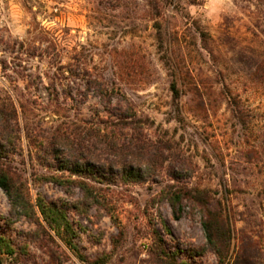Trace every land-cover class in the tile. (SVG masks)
I'll return each mask as SVG.
<instances>
[{
  "label": "rangeland",
  "instance_id": "1",
  "mask_svg": "<svg viewBox=\"0 0 264 264\" xmlns=\"http://www.w3.org/2000/svg\"><path fill=\"white\" fill-rule=\"evenodd\" d=\"M87 78L115 93L110 109L82 96ZM126 105L156 154L153 178L97 181L39 158L52 134L81 137ZM12 111L20 134L1 162L36 216L0 189V237L15 249L0 264H264V0H0V116ZM170 187L193 198L176 217ZM39 199L71 232L43 221ZM205 218L225 232L221 257Z\"/></svg>",
  "mask_w": 264,
  "mask_h": 264
},
{
  "label": "trees",
  "instance_id": "2",
  "mask_svg": "<svg viewBox=\"0 0 264 264\" xmlns=\"http://www.w3.org/2000/svg\"><path fill=\"white\" fill-rule=\"evenodd\" d=\"M85 86L82 96L86 97L88 92H91L107 110L114 105L115 93L98 79L87 78ZM119 104L116 103L117 106ZM119 110L116 121H101L100 125L91 119L88 120V128L84 130L81 137L73 139L64 133L52 134L49 139L47 138V146L41 147L44 155L39 158L48 160L47 166L51 165L50 161L56 159V170H67L74 175H82L97 181H107L109 177H114L115 171L121 173V180L124 183L143 182L153 178L156 175L154 162L156 154L151 145L142 139L140 121L135 118V113L129 105ZM15 117V111H12L10 115L3 112L0 116V189L6 194L11 211L19 212V215L25 217H35L34 207L27 195L23 193L22 185L16 183L14 174L1 162L2 156L7 155L5 145H12L15 148V140L19 138L17 135L20 134V128ZM58 155L63 157L58 159ZM169 176L174 180L180 178L176 172H172ZM47 179L64 185V182L57 177L52 176ZM73 183L81 185L86 200L92 201L93 204L99 203L98 197L88 189L86 183L68 181V184ZM163 197L169 203L175 217L177 216L176 205L183 199H193L188 192L174 191L171 187L163 192ZM36 206L43 221L51 229L59 234L61 229L71 232L72 229L62 209L57 208L53 203H45L42 199H39ZM203 227L208 245L214 254L221 257L225 254V245L223 246L219 241L225 232L218 230V226L211 218L203 220ZM14 251L11 239L0 237V256L13 255Z\"/></svg>",
  "mask_w": 264,
  "mask_h": 264
}]
</instances>
